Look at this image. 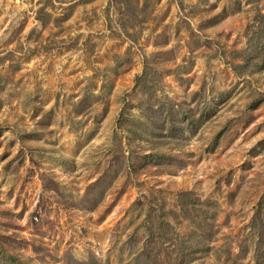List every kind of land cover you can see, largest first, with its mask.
Masks as SVG:
<instances>
[{
  "label": "rangeland",
  "instance_id": "rangeland-1",
  "mask_svg": "<svg viewBox=\"0 0 264 264\" xmlns=\"http://www.w3.org/2000/svg\"><path fill=\"white\" fill-rule=\"evenodd\" d=\"M263 42L264 0H0V264H264Z\"/></svg>",
  "mask_w": 264,
  "mask_h": 264
},
{
  "label": "trees",
  "instance_id": "trees-1",
  "mask_svg": "<svg viewBox=\"0 0 264 264\" xmlns=\"http://www.w3.org/2000/svg\"><path fill=\"white\" fill-rule=\"evenodd\" d=\"M262 50L264 51V42L262 43ZM198 203H196L195 201H191V200H186L183 204V209H184V214L186 213H189V215L186 214V217L189 218L193 223H197V220L199 218L198 216ZM200 212V210H199ZM258 219L259 220H262L261 219V215L258 214ZM262 224V223H259V225ZM167 226H169V224L167 223ZM200 228H201V224L199 223L198 225ZM259 233H260V238L261 237H264V226L263 228H261L259 230ZM162 235H160L161 237ZM194 236V235H193ZM208 238L210 239L211 237H208V236H205V239L208 240ZM259 238V240L261 241V239ZM205 240V241H206ZM168 244L170 243L171 245L174 246V249L175 251H177V254H178V261L180 260L181 261V264H184L186 261V258H189V256H191L192 254H194L195 252V248L192 247V249L190 247L187 246V242H185L184 238L180 240V242H176V243H173L172 241H167ZM153 243V242H152ZM197 243L199 244V246L203 247V245H206V243H204V240L203 241H197ZM149 244V242H148ZM178 247V248H177ZM259 250V249H258ZM148 257H150V254H148ZM176 264V263H175Z\"/></svg>",
  "mask_w": 264,
  "mask_h": 264
}]
</instances>
